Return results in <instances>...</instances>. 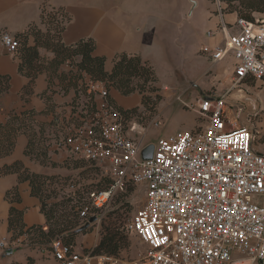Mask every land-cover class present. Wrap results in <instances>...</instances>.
Listing matches in <instances>:
<instances>
[{"label":"built area","instance_id":"obj_1","mask_svg":"<svg viewBox=\"0 0 264 264\" xmlns=\"http://www.w3.org/2000/svg\"><path fill=\"white\" fill-rule=\"evenodd\" d=\"M233 28L222 21V42L202 52L212 66L233 59L234 86L249 79L264 85V19L238 17ZM1 41L10 53L20 46L9 33ZM84 80L93 102L68 123L56 120L61 132L54 147L106 170L111 185L90 193L98 209L127 183L145 188V205L128 230L146 250L137 259H124L80 252L57 239L47 251L57 264H264V152L256 150L255 134L233 120L226 95L192 105L208 122L158 139L152 159L144 161L147 145H141L139 135L145 128L111 104L104 82L88 75ZM160 125L157 116L150 128ZM81 216L88 219V210ZM20 241L3 238L0 254Z\"/></svg>","mask_w":264,"mask_h":264},{"label":"crops","instance_id":"obj_2","mask_svg":"<svg viewBox=\"0 0 264 264\" xmlns=\"http://www.w3.org/2000/svg\"><path fill=\"white\" fill-rule=\"evenodd\" d=\"M195 1L196 5L190 13L188 6H186L184 16L178 12L180 21L175 24V28L180 32L183 23L192 19L197 8L201 6L200 4L205 5L209 2L211 8L208 7L206 13L208 20L213 22L214 26L208 32H215V36L211 38L207 36L208 44L204 46L214 47L222 42L221 33L218 31L220 23L224 21L234 31L233 26L239 16L236 12L226 11L227 4L222 0H215L214 4L208 0ZM44 8L47 10L62 8L67 12L70 21L62 34L63 44L71 46L84 39H93L96 44L94 55L105 59L107 72L112 71L116 57L122 53L140 56L154 66L160 88L167 89L170 85L166 83L167 81L173 84L189 81L192 86L196 87L204 75L214 67L209 58L205 56L201 63L187 70L186 52L178 45V36L169 39L170 49L167 51L164 46L166 42L164 35H160L161 46L158 51H155L150 44L152 43L150 39L155 36L151 37L149 34L152 19L144 4H136L135 29L131 28L124 17L120 19L115 9L103 0H0V76L9 78V89L0 98L1 121H6L13 113L21 114L32 111L35 113L36 127H44L48 135L49 129L56 125V120H59L62 125L72 121L76 115L73 111V103L77 98V92L68 79H63V76L74 72L75 68H70L66 63L57 70L51 68L50 62L55 58V54L52 50L40 46L38 49L40 60L36 62L37 68L21 70L20 53H10L1 41V35L4 33L20 38V35L24 34L31 25H38L44 32L45 27L41 23ZM167 19H171L170 22H167ZM160 20L162 22L156 23H162L164 28L173 22L172 18L162 16ZM27 45H35L34 36H28ZM178 65L181 70L184 69L180 78L177 77ZM232 74L234 81V65ZM231 87L233 89L230 88L229 92L233 91L236 86L233 84ZM171 88L175 87L171 86ZM177 90L171 91L176 92ZM228 91L224 90L223 94ZM109 98L116 106L124 110L140 107L141 104L140 95L123 96L113 88L109 91ZM162 104L158 109L160 114L172 111L173 107ZM192 127L189 126V129L193 130L194 127ZM28 142V136L21 134L14 152L0 159V241L9 236L8 220L12 206L24 211V222L27 226H46V218L41 212V202L32 195L29 182H20L17 174L5 176L1 174L5 166H10L17 161L22 162L33 173L56 174L55 168L51 165L44 166L25 155ZM49 155L55 163L57 156L52 153ZM16 186L19 188L21 201L11 204L6 200V193ZM2 255L3 253L0 254V264H28L30 257L35 260L34 264H57L45 250L22 248L9 257L4 258Z\"/></svg>","mask_w":264,"mask_h":264},{"label":"rangeland","instance_id":"obj_3","mask_svg":"<svg viewBox=\"0 0 264 264\" xmlns=\"http://www.w3.org/2000/svg\"><path fill=\"white\" fill-rule=\"evenodd\" d=\"M103 1L115 9L120 19L124 17L131 28L134 27L135 29L136 4H144L146 11L150 13V19H152L149 25L150 36H155L152 37L153 39L149 37V39L151 38L150 41L152 40V43L150 42L152 48L155 51L159 50L161 46L159 36L164 35V39L166 40L164 46L168 51L170 49L169 43L171 42L169 39L178 36V45L183 47V51L186 52L187 64L185 66L187 70H191L194 65L197 66L206 56V54L201 52V49H203L204 45L208 44L209 38L207 37V32L214 26L213 22L208 20V14L206 13L208 7L211 8L209 2L205 5L200 4L201 6L197 8L192 19L184 22L180 28L181 30H179L180 32H178L175 28V24L180 21L178 12L184 16L186 6H188L190 7V13L192 8H194V4L190 0ZM208 1L211 4L216 2L215 0ZM161 16L172 18L173 22L171 24L169 23L167 28H164L162 23H156L162 22L160 20ZM252 16L256 19H264L263 14L253 13ZM167 20V22H170L171 19ZM173 48L175 49V45H173ZM233 65V59L228 58L219 65L212 67L196 87L192 86L189 81L181 84L177 82L173 84L167 81L166 83L170 84L168 85L170 88L162 89L158 81L155 86L159 88L161 102L157 107L154 117L141 115L139 113L140 111L138 112L139 114L136 113V124L145 128L144 132L139 135L141 145H154L160 138H169L179 131L191 130L189 126H193L196 130L204 126L208 122V118L203 117L191 107L193 105L196 108L199 100L202 98L221 97L224 90L227 89L228 91L233 89L231 87L234 84L232 74ZM183 71L184 69L182 68L181 70L178 65L177 77L180 78ZM228 83L231 86H228ZM171 86L175 88L172 89ZM234 88L235 91L241 90L243 95L245 93L250 96L251 99L247 100L249 103V111L254 113V115H243L240 118L242 112L247 109L246 106L235 101H227L231 117L234 121H238L240 126H243L248 121L254 125L256 131L254 135L255 148L259 152H264V85L249 79L240 85H236ZM174 89L177 91H171ZM136 95L139 94L136 93ZM161 104L173 107L172 111L167 110L168 112L165 114H160L158 109H160ZM157 116H159L161 121L160 127L157 129L150 128V123ZM60 132L61 130H59L57 125L51 127L46 138L47 141L44 142V146H41L44 149V147H48L49 145L50 153L57 156L55 157L56 166L54 169L56 174H53L54 176L44 187L47 210L52 211L53 221H56L60 217H64V219L68 218V220L72 219L77 222V228H79L91 217H96L97 221L88 230L75 235L73 245L76 250L80 252L93 251L95 254H98L96 249L100 240L103 236L107 235L108 231L112 230L116 231L118 238L123 237L125 239V249L121 253V257L124 259H137L146 250V245L137 234L130 231L127 232L126 227L128 229L129 222L145 205V188L142 185L138 186L127 183L123 190L117 192L109 205L98 209L88 199V193L106 187L109 182V176L106 174L104 168L98 167L85 159L76 157L68 151L57 150L54 147V143L58 140ZM42 160L47 162V159L41 158ZM83 205L89 207L90 215H88V219L81 216V207ZM70 233L65 234L64 238L61 237L64 242L67 235H71Z\"/></svg>","mask_w":264,"mask_h":264},{"label":"trees","instance_id":"obj_4","mask_svg":"<svg viewBox=\"0 0 264 264\" xmlns=\"http://www.w3.org/2000/svg\"><path fill=\"white\" fill-rule=\"evenodd\" d=\"M224 1L227 4L226 11L236 12L239 17L254 20L253 13L264 15V0ZM69 21V15L62 8L43 9L41 23L45 27V31L43 32L38 25H31L24 34L20 35L21 39L16 38L20 43L16 53H20L22 59L21 70L24 68L34 70L37 68L36 62L40 60L38 49L40 46L46 47L55 54V58L50 62L51 68L57 70L66 62H70L75 68L74 72L63 76V79H68L70 85L74 86L77 92V98L73 103L75 113L79 110L81 112L87 111V105L93 102V95L88 93V87L84 80L85 75H88L92 81L104 82L108 91L113 88L123 96H131L136 93L141 96L140 107L128 110L119 108L110 99L111 104L116 106L126 118L136 117V113L139 111L141 115L153 117L161 102V95L159 94V88L155 86L158 78L151 63L143 60L140 56L122 53L116 57L112 71L107 72L105 70V59L94 55L96 44L93 39H84L71 46L63 44L62 34ZM30 35L35 37L34 46L27 45L28 36ZM8 85L9 78L0 76V98L8 91ZM34 116L35 113L30 111L21 114L13 113L9 115L6 121L0 120V159L10 156L16 148L19 136L26 134L29 142L25 155L44 166L51 165L55 168L56 164L52 162L49 155V145L44 149L41 147L47 141L46 130L41 126L40 128L36 127ZM41 158L47 159V162L41 161ZM1 174L4 176L17 174L20 182H29L32 195L40 200L41 212L46 218V226H27L24 222V211L12 206L8 220L10 243L14 244L21 239L20 245L14 246V249L30 248L49 251L53 241L57 239L63 241L61 237L64 238L65 234L77 228V222L72 219L68 220V218L60 217L57 219L58 221H53L52 211L47 210L44 187L54 175L33 173L20 161L5 166L1 170ZM111 182L109 178L108 185L96 191L106 190ZM90 193H88V199L91 201ZM6 200L11 204L21 201L18 186L6 193ZM83 206L81 207L82 212L87 209L88 215H90L89 207ZM126 231H129L127 227ZM74 240L75 235H67L65 242H63L74 247ZM124 249L125 239L123 237L118 238L116 231L110 230L100 240L96 252L121 257ZM34 263L35 260L30 257L28 264Z\"/></svg>","mask_w":264,"mask_h":264},{"label":"water","instance_id":"obj_5","mask_svg":"<svg viewBox=\"0 0 264 264\" xmlns=\"http://www.w3.org/2000/svg\"><path fill=\"white\" fill-rule=\"evenodd\" d=\"M194 6L196 5V1L194 0H190ZM226 95V101H235L241 104H244L246 106V110L242 112L240 118H242L243 115H248V116H252L254 115V113L249 111V103L247 100H250V96L246 95L244 93V95L242 94L241 90L238 91H230V92H225L224 93ZM240 94V95H239ZM239 95V96H238ZM247 116V117H248ZM242 120V119H241ZM243 127L249 129L253 134H255V129H254V125H252L249 121L244 123ZM154 149L155 146L153 144L147 146L142 152H141V157L144 161L146 160H151L154 154ZM97 221L96 217H91L87 222L84 223V225H82L81 227L75 229L74 231H72L70 234L71 235H78L81 234L83 232H85L86 230H88L92 224H94ZM19 249H7L2 257H9L11 255L14 254V252L18 251Z\"/></svg>","mask_w":264,"mask_h":264}]
</instances>
